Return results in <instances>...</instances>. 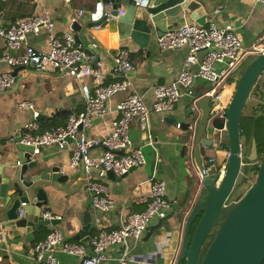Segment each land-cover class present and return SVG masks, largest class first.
I'll return each mask as SVG.
<instances>
[{"label":"crops","instance_id":"crops-1","mask_svg":"<svg viewBox=\"0 0 264 264\" xmlns=\"http://www.w3.org/2000/svg\"><path fill=\"white\" fill-rule=\"evenodd\" d=\"M208 10L207 24L214 20L219 26L232 24L247 47L259 46L264 49V2L257 0H201ZM95 0H72L66 4L64 0H0V25L7 27L17 20L31 17L41 8H47L54 20L56 31L62 33L69 29L73 10H94ZM220 8L219 12L216 9ZM125 10V4L122 5ZM188 21H194L188 14L182 13L175 19L173 28H177ZM169 22V23H170ZM85 27V26H84ZM93 45L99 44L103 48L101 61L103 62V77L88 76L81 83L69 75H63L54 70L38 71L26 65L18 71L15 83L0 94V148L6 153L5 146L12 143L19 135L26 133V124L34 119L39 123V133H43L54 126L66 125L71 114H77L85 108V97L92 94L99 83L108 84L121 79L120 73L112 71L113 59L121 51H128L129 59L134 65L129 75L134 89L141 94L147 106L152 107L155 101L154 87L157 84L173 81L183 69L188 47H177L161 50L157 41L159 36L154 35L141 41L137 39L119 40L117 33L110 32L107 28L98 32L97 38H92L91 29L84 30ZM29 42L36 48L48 51V32L42 29L39 34H29ZM6 47V41L0 36V54ZM93 51V50H92ZM24 48L10 50L11 55L21 56ZM94 56V55H93ZM249 58V57H248ZM88 60V61H86ZM83 63H92L94 57L88 56ZM23 65L12 66L7 61L0 62V72H13ZM193 71L197 65L192 66ZM243 69L237 70L240 75ZM234 84H230L232 89ZM209 84L197 78L191 89L182 95L175 109L171 112L159 114L151 112L150 128L143 130L137 120L133 121L130 129L132 146L143 147L146 164L130 172L126 177L120 178L114 173L104 178L94 171V177L104 181L109 188V194L116 202L115 210L104 216L108 228H118L127 219L131 212L145 210L151 199V181L154 176L164 180L167 184V195L182 201L188 191L191 198H195L198 189L193 186L194 178L200 174V168L195 160H190L184 153L178 140L170 138L166 131L167 120L178 118L179 122L186 119L188 98L191 91L203 96ZM227 94H225L226 96ZM228 96V95H227ZM225 99H230L227 97ZM127 97L125 91L113 96L108 102V112L103 116H96L85 132L90 139H101L112 130V122L118 117L117 105ZM28 100L33 103L34 109L22 108L19 102ZM252 109V108H251ZM249 112V111H248ZM245 108L244 115H250ZM37 114V115H36ZM153 141V142H152ZM223 145L217 147L213 163L204 165L210 172L223 171L229 151V138L223 133ZM103 146L97 147L93 152L100 154ZM44 161V168L51 170L54 166L65 169L62 178L57 182L46 185L48 203L43 207L61 216L54 222V226L61 230L66 239L87 246L91 253L90 238L98 232L96 217L100 212L92 204L89 193L85 188L84 174L70 166L71 151L60 149L57 146L42 147L39 152ZM213 164V165H211ZM200 177V176H199ZM199 194V193H198ZM5 199L0 198V202ZM155 218L152 224H156ZM53 225H43L39 229L26 234L13 231L3 226L0 221V232L5 233V238L0 237V264H37L34 260V247L38 241L46 238ZM53 226V227H54ZM119 246L108 250L109 261L114 264L120 254ZM157 255L159 262H166L155 251L152 241L147 242L144 237L134 250L136 258ZM151 258V257H150ZM58 264H80V257L63 252L57 253Z\"/></svg>","mask_w":264,"mask_h":264},{"label":"built area","instance_id":"built-area-1","mask_svg":"<svg viewBox=\"0 0 264 264\" xmlns=\"http://www.w3.org/2000/svg\"><path fill=\"white\" fill-rule=\"evenodd\" d=\"M71 1L64 0L66 4ZM136 4L139 5L140 2L137 1ZM83 11L73 10L69 29L62 33L56 31L50 11L44 7L31 17L12 22L7 27L0 25V36L6 41V47L0 54V62L7 61L12 66L34 64L35 70H54L69 75L79 83L88 76L102 78L103 62L98 61L94 67L83 63L88 55L83 44L77 42L71 28V24L79 19ZM219 11L220 8H217L216 12ZM119 13L124 14V10L120 8ZM42 29L48 32V51L38 49L29 42V34H39ZM157 44L161 50L186 46L188 54L184 67L175 80L155 85V101L151 108L133 87L129 73L134 65L129 59L128 51L123 50L112 63L113 73H120L121 79L108 84L99 83L92 94L86 95L84 110L71 114L66 125L54 126L39 133L40 126L36 119L26 124L23 138L34 145L37 152L45 146H57L71 151L70 166L84 174L85 188L94 208L100 212L96 217L98 232L89 241L91 253H88L86 244L67 240L65 234L51 223L54 227L52 226L46 238L35 244L33 258L37 264H58V252L80 257V264H107L108 250L114 246H119L121 250L114 264H177L178 253L169 262H159L152 253L143 258H136L134 254L137 244L142 241L153 220L165 216L172 205L178 202V199L168 197L166 182L154 176L147 208L141 212H131L120 227L108 228L104 216L115 210L116 202L109 194L108 185L101 179H96L93 172L96 171L99 177L104 178L109 171L121 176L133 166H144L147 160L143 147L132 146V122L137 120L143 130L149 129L151 112L164 114L173 111L197 78L210 82L203 96L209 95L212 111L224 116L230 100L225 99V94H233L237 81L234 76L241 63L264 49L245 46L234 25L219 26L214 20L206 25L188 21L168 30L158 38ZM22 47L25 51L23 55H11L10 50ZM194 65H197L196 71L191 69ZM14 83L15 76L11 72H0V93ZM230 84H234L232 89L229 88ZM121 91H125L127 97L117 105L119 115L112 122V130L101 139L88 138L86 128L96 116L107 114L109 100ZM19 106L34 109L33 103L28 100L20 101ZM99 146L104 149L100 154H95L93 151ZM191 156L192 152L188 150V158ZM60 170L65 172L61 167ZM209 172L210 169L204 165L200 175L204 176ZM23 213L24 210L20 209L19 214ZM41 215L50 221L61 219L60 215L43 208ZM5 236L4 232H0V237Z\"/></svg>","mask_w":264,"mask_h":264},{"label":"water","instance_id":"water-1","mask_svg":"<svg viewBox=\"0 0 264 264\" xmlns=\"http://www.w3.org/2000/svg\"><path fill=\"white\" fill-rule=\"evenodd\" d=\"M95 2L94 10H84L71 24L77 42L83 44L88 56L94 55L91 67L101 60L103 48L99 44L93 45L84 33L85 28L91 29L92 38H97L98 32L107 28L117 33L119 40L132 38L142 41L155 34L160 37L174 29L175 24L170 19L182 13L201 25L207 24L209 15L206 4L201 0ZM123 4L126 9L124 14H120ZM25 67L15 69L12 74L17 76L18 71ZM30 67L34 68V64ZM263 73L264 51L249 56L224 116L212 111L209 95L199 96L198 92L191 91L186 119L179 122L176 117L166 121L169 126L167 135L179 141L187 157L188 150L192 152L190 160H195L200 170L204 167L205 157L214 162L217 147L223 145L224 132L229 138L224 170L204 176L199 174L200 177L193 180L199 194L192 199L191 191H188L182 201L174 203L170 211L158 218L156 224H151L145 233L144 240L152 241L155 251L166 262L178 253L177 264L264 263V152L260 155L257 141L253 138L250 153L245 155L241 130L245 108ZM206 82L210 86V82ZM5 147L6 153H2L0 148V198L5 199L0 202L3 226L26 234L43 225L54 224L56 220L50 221L41 215L42 208L48 203L45 186L59 181L64 173L58 166L46 170L40 151L27 143L22 134ZM260 157L254 184L242 197L233 199L238 178L246 166L245 160L253 163ZM136 168L131 167L120 178ZM108 173L114 175L113 171ZM20 209L24 210L23 215L19 214ZM214 230V237L209 242L208 236Z\"/></svg>","mask_w":264,"mask_h":264},{"label":"rangeland","instance_id":"rangeland-1","mask_svg":"<svg viewBox=\"0 0 264 264\" xmlns=\"http://www.w3.org/2000/svg\"><path fill=\"white\" fill-rule=\"evenodd\" d=\"M248 61H249V58H246L241 63V65H240L239 68L241 70L244 69L245 66L247 65ZM234 77L237 80L239 76L238 75H235ZM227 95L229 97L232 96L231 93H228ZM226 96H225V98H226ZM259 100H260L259 97L257 98L256 95L252 97V94H251V97H250V99H249V101L247 103V106H246L247 112L249 111L248 113H250L251 111L253 112V109L258 104V101ZM257 118L258 117H256L255 119H252L251 121L247 122V126H248V128L250 130H252V128H254L255 126H257V131L258 132H262V130H263V132L261 133V135H260V133L257 132L259 134V136H260L259 137L258 134H257V139L259 141V149H260L259 151H260V155H261L264 152V126H263L264 123L262 121L263 124H261L258 121ZM245 139L246 138L242 136L243 153L245 155H249L250 148H251L250 147L251 144H247L245 142ZM260 160H261V157L259 158L258 162H253V163H250L247 159L245 160L246 166L244 165V168H243V170H242V172H241V174H240V176L238 178L237 185H236L237 188H236V192L234 194L233 199H238V198L242 197L245 194V192L249 189V187H251L254 184V182L256 180V177H257V173H258L257 166L259 167ZM207 162H208L207 163L208 165L211 163L210 161H207ZM246 167H255V168H252L250 172L246 173V171H245L246 170ZM245 179H246V181H245Z\"/></svg>","mask_w":264,"mask_h":264},{"label":"trees","instance_id":"trees-1","mask_svg":"<svg viewBox=\"0 0 264 264\" xmlns=\"http://www.w3.org/2000/svg\"><path fill=\"white\" fill-rule=\"evenodd\" d=\"M258 98L259 97V101L258 104L255 106V108L253 109V112L248 116V115H244L242 120H241V130H242V136L245 137V142L247 144H251L252 139L255 138L258 144V148H259V141L257 139V134L263 132H258L257 131V126H255L254 128H252V130H250L247 126V122L251 121L252 119H255L256 117H258V121L263 124L264 123V73L262 74V76L258 79L253 91H252V97L255 96ZM263 121V123H262ZM243 123V124H242ZM264 126V124H263ZM258 132V133H257ZM263 135V134H262ZM259 136V134H258ZM260 137V136H259ZM260 150V149H259ZM260 152V151H259ZM252 168L255 167H247L246 168V173L250 172ZM259 169V167L257 166V170ZM246 181V179H245ZM216 230L212 231V233L208 236V240L209 242L212 240V238L214 237ZM264 264V263H263Z\"/></svg>","mask_w":264,"mask_h":264}]
</instances>
